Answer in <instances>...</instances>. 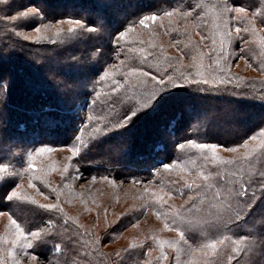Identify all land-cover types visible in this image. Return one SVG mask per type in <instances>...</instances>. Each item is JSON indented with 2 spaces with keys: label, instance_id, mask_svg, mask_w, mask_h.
Segmentation results:
<instances>
[{
  "label": "trees",
  "instance_id": "obj_1",
  "mask_svg": "<svg viewBox=\"0 0 264 264\" xmlns=\"http://www.w3.org/2000/svg\"><path fill=\"white\" fill-rule=\"evenodd\" d=\"M191 2L194 0H9L6 5L0 4V17H10L20 10L35 7L42 23L74 18L88 26L98 25L100 29L96 33L82 29L76 32V36L63 39L68 45L60 42L39 45L15 34L20 32L15 31L20 28L19 20L15 22L14 29L6 19H0V86L7 81L3 103L5 111L0 114V165L15 162L17 169L26 153L37 148H72L81 132V124L87 122L80 108L85 97L92 104L89 115L97 118L93 124H97V120L100 123L95 126V131L104 126L106 119L118 121L136 110V114L123 126L104 133L93 131L89 135L85 132L84 143L77 145L75 142L81 152L76 157L71 156V160H60L54 178H49L56 180V186L41 190L48 200L46 203L37 198L36 192L22 188L18 190L20 197L8 199L20 181L16 176L10 177L8 172L0 173V215L6 214L11 217L10 221L17 220L26 235L49 227V232L42 233L33 248L26 249L12 243L11 236L16 231L10 222V256L2 245L3 240L0 241V257L3 258L0 264H33V255L46 264L49 261L52 264H65V261L68 264L73 261L78 264H175L177 249L171 246V242L179 240V234L172 230L171 216L175 211L183 212L189 208L191 201L188 197H194V192L184 184L200 183L201 173L206 175L209 169L217 167L209 163L212 151L194 145L216 144L214 151L219 160H229L223 155L224 151L238 156L233 164L252 159V156H245L247 149L239 145L264 129V99L247 94L264 91V71L260 69V61L264 58V48L260 44L264 39V29L257 25L255 35L241 33L249 40L250 49L242 57L239 49L244 44L240 39L226 48L229 78L242 79H234L230 84H221L218 79L213 82V77L224 75L219 70L220 65L214 62L217 53L212 51L213 47L219 48L220 37L215 28L219 21L214 7L219 0H202L208 7L204 9L207 16L200 28L194 26L192 17L184 18L182 13L178 12L171 18L163 15L164 11L173 8L183 7L184 11H190ZM260 3L261 0H231L233 6H245L250 11L260 9ZM149 14H157V19L140 25L139 19ZM259 20L264 23V16ZM243 26L242 21L230 20L229 30L235 34L236 27ZM127 27L131 31L121 39L120 56L117 58L115 38ZM213 33L216 45L212 44ZM202 36L207 39L201 42ZM189 38L192 44L188 43ZM51 39L62 40L60 37ZM177 41L181 43L177 44ZM142 55L149 60L158 58L160 62L166 59L175 62L178 58L180 71L189 74L190 81L194 79L200 84L176 85L158 94L150 101V106L140 108L139 103L137 107L135 102L125 103L116 106L118 113L113 114L114 117L107 115L104 97H114L113 104L119 97L111 91L114 87L112 78L101 80L100 76L108 70L117 73L114 79L123 81L120 73L128 66L136 65ZM241 59L252 72L247 74L245 69H236V63ZM198 71L201 75H197ZM49 73H54L62 83L56 84L49 78ZM203 79H208L209 83L204 85ZM65 84L73 87L64 90ZM96 92L100 93L99 98ZM85 124L88 128L89 125ZM261 139L264 137L250 140V147ZM181 144L184 146L180 147ZM232 148L236 151L229 150ZM169 163L174 167L165 169L163 166ZM232 167L219 165L222 172ZM77 168L88 172L90 179L103 185L99 193L108 194L109 205L116 201L125 205L120 211L111 207V215L102 207L101 213L98 212L101 227L86 224L65 204L63 182L72 181L71 176ZM43 172L46 173L45 170ZM31 181L38 189L44 185L36 179ZM125 183L131 184L132 190L128 194L114 195ZM112 188L115 193L110 194ZM254 188V207L239 221L230 223L222 234L211 236L222 241L217 244L215 253L196 248V242H208L199 231L186 232L193 250L187 254L180 253L182 264H264V189L258 184ZM98 198L99 195L94 198V203L102 204ZM50 203L58 204L59 210L40 207ZM197 205L195 211L202 207L199 201ZM243 207V201L232 203L233 211ZM150 215H156L164 225L168 224L170 227L166 230L169 233H161L156 226L148 227L145 240L112 247L118 236ZM229 216L231 213H227L225 218ZM209 231L217 233L220 229ZM6 234L0 229V240ZM240 237L247 238L240 240ZM97 240L98 244L94 245L92 242ZM85 244L95 254L86 255L81 248Z\"/></svg>",
  "mask_w": 264,
  "mask_h": 264
},
{
  "label": "snow or ice",
  "instance_id": "obj_2",
  "mask_svg": "<svg viewBox=\"0 0 264 264\" xmlns=\"http://www.w3.org/2000/svg\"><path fill=\"white\" fill-rule=\"evenodd\" d=\"M9 0H0V4H8ZM192 7L190 11H184L183 7L173 8L171 11L166 10L163 12L165 17L171 18L176 13H182L184 18L192 17L195 21V27L200 28L204 23V18L207 16V13L204 11L208 6L202 2V0H194L191 2ZM216 8V20L219 23L215 24L216 31L219 32V48L213 47L212 51L216 52L217 55L214 57V62L220 65V71L224 73L223 76L213 77V82L217 79L221 84H230L233 80H240V77H232L229 78V73L227 69V57L228 54L226 52V48L232 44L233 41L240 39L244 47L239 49L241 57L249 51V40L246 39L241 33H250L255 35L257 32V25L260 26L261 29H264V23H261L259 17L264 16V0H261L260 9L257 11H250L245 6H233L231 4V0H219V2L214 6ZM39 10L35 7H29L26 11H18L14 15L10 17H0V19H6L7 22L12 24V27L15 29V22H17L20 18H27L31 15H38ZM157 19V14H149L143 16L139 19L140 25H145L147 21H155ZM230 20L242 21L244 22L243 28L236 27L235 34H233L229 30ZM67 22L70 25L68 29H63L58 27V25H62L64 23L63 20H59L55 23H41L37 25L34 29L36 32H40L41 28H49L56 27V34L58 37H62L63 40L68 34H75L79 29H85L87 32H98L99 26H87L84 21L80 19L67 18ZM75 27H72V26ZM131 29L127 27L124 31L120 32L115 38V44L118 46L116 57L120 56V41L124 38ZM16 35H20L21 33L17 32ZM24 39L31 40L36 39L31 36H24ZM207 39V37H201V42ZM212 44L216 45L217 41L215 38V33L212 34ZM177 44L181 43L180 41L176 42ZM189 44H192L191 38H189ZM261 47L264 48V39L260 41ZM185 47H188L186 44ZM7 51V49H5ZM143 49L141 52L143 53ZM220 53H224L220 55ZM93 55H96L94 52ZM264 56V53H262ZM125 58L127 59V54H125ZM195 59V57L193 58ZM221 61L224 63L221 64ZM124 62L121 61V64ZM180 61L176 58L175 62L172 59H166L163 62H160L159 59L149 60L142 55L138 63L134 66H128L127 70L120 73L123 76V81L114 79L117 73L110 72L108 70H104L102 76H100L101 80L112 78V84L114 87L111 89L112 92L117 93L119 100L117 103L113 104L111 101L114 99L112 96H105L103 103L105 108L108 109L107 115H111L114 117L115 114L118 113L117 105H122L125 103L135 102L136 107L137 103H139L140 108H145L150 106V101L154 100L158 94L167 90L176 85H189V84H200V81L189 80V74L185 72H181L178 67ZM109 67H113V65H109ZM155 69V72L152 71ZM171 69V72L168 71ZM260 69L264 71V58L260 61ZM215 71V70H214ZM197 75H201L198 71ZM49 78L53 80L56 84H61L62 81L58 78L54 73H49ZM209 83L208 79H203V84L207 85ZM94 84V91H95ZM239 85H237L238 87ZM73 86L71 84H65L64 90L70 89ZM123 89L121 93L120 90ZM7 92V81L5 80L3 85L0 86V105L4 103ZM248 95H256L259 99H264V91L260 92H248ZM96 97H100V93H95ZM142 102V103H140ZM96 104V100L93 101V105ZM114 114V115H113ZM136 114V110L131 111L127 116H124L121 120H113L106 119L104 126L102 128H97L96 132L103 133L109 131L111 128L121 127L127 121L130 120L132 116ZM89 121H93V116L89 115L87 117ZM98 122V120H97ZM257 136L264 137V129L259 130L258 133L251 135L248 139L244 140L240 147L247 149L245 156H252L251 160H245L243 162H238L233 164L232 160L222 161L215 155V149L217 148L216 144H208V143H197L194 146L199 149H208L212 151V159L209 163L217 165L215 169H209L207 174L201 173L200 183H196L193 181L192 183H185L184 187H187L189 190L194 192V197L189 196L188 201H191V206L185 209L183 212L175 211L171 216V227L172 230L178 232L179 240H173L171 242L172 247H176L177 255L175 257V264H182L180 260V253L184 252L185 254L190 253L193 250V244L189 243V239L186 238V232L189 230H197L203 235V239L208 240L207 243L196 242L195 246L198 249L204 250L206 253L208 250H211L215 253L217 249V244L222 243L219 239H212L211 236H215L218 234H222V230L226 229L230 223H235L239 221L246 213H248L253 207L255 203V185H259V188L264 189V139H261L260 142L254 146L249 145V141H256ZM81 137L78 135L73 143L72 147V155L76 157L81 149L76 147L75 142L80 141ZM189 143H193L191 140ZM184 145L181 144L180 147ZM257 149L260 151L257 152ZM230 151L235 152L236 149H229ZM46 151H51V149L40 148L39 153H44ZM253 153H256L253 156ZM32 159L31 153H29V160ZM227 164L233 165L232 169H227L225 171H221L219 165ZM257 164L260 165L257 168ZM246 165V167H245ZM165 169H171L174 167L172 163L166 164L163 166ZM29 168H34V164H29ZM7 166L0 165V173L6 172ZM38 178V177H36ZM258 180V182H257ZM35 187V185H32ZM20 186L16 185V187L9 193L8 199H16L20 197V192L17 190ZM252 190V194L249 195V190ZM179 192L180 189H177ZM183 194V193H181ZM157 199H161L157 197ZM27 200V197H25ZM188 201H185L187 204ZM197 201L200 202L202 206L199 211H195L197 209ZM205 201H207L205 205ZM233 201H243L244 207L238 211H233L232 203ZM41 208L44 209H54L59 210V205L56 203L43 204L40 205ZM246 209V212H245ZM231 213L227 219L226 214ZM235 217V219H232ZM11 219V217H9ZM11 223L15 226L16 231V239L12 241V243L20 244L22 248L31 249L34 246L35 241H37L42 233H48L49 227H42L38 230L27 233L24 228L21 227L17 220L12 219ZM165 227H170L168 224H165ZM212 228L220 229L217 233H212L209 230ZM28 237H31L29 239ZM247 237H240V240H244ZM224 239H229L228 237H224ZM250 240H248L249 243ZM94 245L98 244L97 241L92 242ZM163 244V242H161ZM83 252L87 254H95L92 253V249L87 246V244L81 246ZM61 252V249H58ZM98 251V249H97ZM119 255V253H117ZM3 258L0 257V261ZM33 264H42L39 258L36 255L32 256ZM48 264H52L51 261ZM65 264H68L65 261ZM72 264H78L77 261H73Z\"/></svg>",
  "mask_w": 264,
  "mask_h": 264
},
{
  "label": "rangeland",
  "instance_id": "obj_3",
  "mask_svg": "<svg viewBox=\"0 0 264 264\" xmlns=\"http://www.w3.org/2000/svg\"><path fill=\"white\" fill-rule=\"evenodd\" d=\"M41 23L42 22H41L40 13L38 15H31L27 18H20L18 21V25L20 28L15 31H20L19 32L21 33L20 36L23 38L25 35L35 37L36 39H31V41L37 42L39 45L40 44H44V45L45 44L46 45L57 44L59 42L63 45H68V42L66 40L54 41L53 39H51L52 37L53 38L58 37L56 34V27L41 28V31L39 33L36 32L34 29L37 27V25ZM85 25L87 24L85 23ZM58 27H61L63 29H68L70 25L68 24L67 20H64V23L62 25H58ZM72 27H75V26L73 25ZM81 30L82 29H79L77 30V32ZM83 31H86V30L83 29ZM62 35L63 34H61V37ZM76 35H77L76 33L68 34L64 39H68ZM236 69H241V70L245 69L247 74L252 72L249 65L243 59L239 60L236 63ZM80 104H81L80 105L81 115L88 117L89 110H91L92 108V104L89 101L88 97H85L81 101ZM4 111L5 110L3 109V104H2L0 105V114L3 113ZM93 122L94 120L88 121L87 119V122L85 123L89 125L88 128L85 123L84 124L82 123L81 127L79 126L81 129L80 130L81 132L79 133L81 140L76 141L77 145L84 143V140L86 139V137L84 136L85 132L91 135V133L95 131V126L96 125L98 126V124H100L98 122L97 124H93ZM101 123H102V120H101ZM42 148L51 149V151L39 153L40 148H37L36 150H33L32 152L31 151L28 152V154L26 153L27 156L23 159V161H20V167L17 169H16L15 162H10V165L8 163H4L1 165L7 166L6 172H8V175L10 174V177L16 176L17 179L20 181L18 184L20 187L17 190L22 188L24 189V191L36 192L37 198L41 202L46 203L48 202V200L42 194L41 190L46 189L48 187L52 188L56 186L57 184L56 180L53 179L55 168H57L58 164L61 163L60 160L62 161L65 159L71 160V156L73 157V155H72V148L68 146L61 147V148H51V147H42ZM29 153H31L32 155L31 160H29L28 158ZM223 155H225L227 159L232 160L233 162H235L234 159L238 157L236 154H231L230 152H227V151H224ZM30 163L34 164V168H29ZM44 170L45 172L46 170H52V171L46 172L44 174L43 172ZM51 176L53 178L49 179L51 178ZM32 179H36L39 182H43L44 185H42L40 189L36 188V186L33 187L32 185L34 184L31 181ZM70 180L72 181L65 180L63 182L62 188H63V192L65 195V199H64L65 204L68 207L69 211L79 216L86 224L91 225V226H98V227L100 226L101 216L98 214V212L101 213L102 207H105V209H108L107 210L108 215H111L113 213L112 208L113 210H119L121 206L123 207V209L125 208V205H123L121 201H116L115 203H112L111 205H109L110 200H108V197H109L108 194L102 195L99 193L101 190H103V185L90 179V175L88 172L84 170H79V168H77L76 172L72 174ZM131 190H132L131 184L125 183L121 185L119 191H116V193L113 188L109 190V193L112 194V192H114L115 193L114 195L117 196V195H120L119 193L128 194V192H130ZM97 195H99L98 199L101 201L102 204L94 203L95 202L94 198ZM10 222H11L10 218L6 214L0 215V229L7 233L6 235H3L1 237L0 241L3 240L2 245L5 246L6 249H8L7 252L9 256H10ZM154 226H156L161 233H165V234L169 233L166 230L167 227H165L164 223L156 215H150L149 217L144 218L140 222L134 224V227L125 231L124 234L118 236V238L114 241V244L112 247L115 248L118 245H126L131 242L132 243L138 242V240H145V229L148 227H154ZM11 237H12V240H15L17 238L16 233H13ZM40 261L42 262V264H46L43 262V260L40 259Z\"/></svg>",
  "mask_w": 264,
  "mask_h": 264
}]
</instances>
